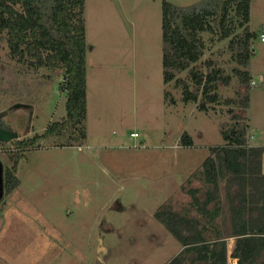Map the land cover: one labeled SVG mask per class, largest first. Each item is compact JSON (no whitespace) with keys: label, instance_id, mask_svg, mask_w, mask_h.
<instances>
[{"label":"rangeland","instance_id":"374dc122","mask_svg":"<svg viewBox=\"0 0 264 264\" xmlns=\"http://www.w3.org/2000/svg\"><path fill=\"white\" fill-rule=\"evenodd\" d=\"M164 1L189 7L202 0H86L87 138L70 143L52 137L21 161L20 187L0 200V264H167L178 254L180 243L154 214L166 204L184 211L190 198L183 187L189 180L201 186L193 174L211 148L224 145L222 125H231L234 113H244L227 103L242 89L230 39L218 34L202 35L201 63L213 61L231 77L228 86L220 85L214 110L204 114L195 103L182 102L173 84L165 85ZM263 23L264 0H253L250 27L258 37ZM252 50L256 85L245 113L250 145L264 139L260 39ZM23 67L3 45L0 115L16 104L32 107L7 115L19 139L0 146L3 169L13 166L16 141L44 135L67 115L62 72ZM166 90L177 105L166 103ZM184 134L193 147H182Z\"/></svg>","mask_w":264,"mask_h":264},{"label":"trees","instance_id":"16d2710c","mask_svg":"<svg viewBox=\"0 0 264 264\" xmlns=\"http://www.w3.org/2000/svg\"><path fill=\"white\" fill-rule=\"evenodd\" d=\"M85 5L86 0H0V49L6 46L8 57L30 71L60 70V89L67 99L65 119L51 123L44 135L14 143L13 166L2 170L4 195L20 187L19 164L42 141L64 136L70 143H81L87 138L83 128L87 114ZM250 9L251 0H202L189 7L163 3L165 85L173 84L181 91L182 102L195 103L204 114L214 110L220 104V85L228 86L231 77L213 61L201 63L202 35L218 34L220 40L230 39L229 50L239 67L234 72L242 89L237 99L227 103L244 113H234L233 123L222 125L224 145L211 148L202 169L193 174L201 186L195 188L189 180L183 187L190 198L184 211L166 204L154 214L184 248L169 264H228L230 238L236 239L231 258L237 264H264V148L249 144L245 116L250 103L252 47L258 38L250 28ZM165 97L166 103L177 105L170 91H165ZM181 144L191 148L193 140L184 134ZM201 220L209 224L221 220L229 228L214 227L211 234Z\"/></svg>","mask_w":264,"mask_h":264},{"label":"crops","instance_id":"0c3cea01","mask_svg":"<svg viewBox=\"0 0 264 264\" xmlns=\"http://www.w3.org/2000/svg\"><path fill=\"white\" fill-rule=\"evenodd\" d=\"M86 6V5H85ZM263 11V10H262ZM252 15H253V0H251V9H250V17H251V22L252 23ZM251 28V27H250ZM85 30H86V43H87V46H88V29L86 27V23H85ZM252 30V29H251ZM262 37H264V23H263V29H262V32L259 33V37L258 39H260V41L262 42V44H264V41L262 40ZM88 53L86 52V61H87V58H88ZM255 56V54H254ZM252 59L251 58V61H250V67H249V70H250V73H251V76H252V83H251V88H252V84H254V86L256 85L255 82H254V78H253V73H252ZM263 75V74H262ZM262 80L264 81V76H262ZM28 106V105H27ZM29 108V111L32 110V107L28 106ZM5 127L7 129H14L12 126H8L7 124L5 125ZM251 146L252 147H261V148H264V139L259 143V144H253L251 143ZM263 174H264V155H263ZM194 215L197 217L198 215L196 213H194ZM199 217V216H198ZM202 222V225L201 226H206L210 233L212 234V231L214 229V227L216 228H220L221 230L225 229L227 230L229 228V225H227L225 222H221V220H218L216 223H207L206 221L204 220H201ZM172 236V235H171ZM235 242H236V239L234 238H230L229 240H227V245H228V264H234L232 258H231V254H232V251H233V248L235 247ZM184 250V248L180 245V249L178 251V254H176L175 257H177L178 255H180V253ZM174 257V258H175ZM171 262V261H170ZM170 262H168L167 264H169ZM45 264H51V262L49 263H45ZM237 264V260H236V263Z\"/></svg>","mask_w":264,"mask_h":264},{"label":"water","instance_id":"95a60500","mask_svg":"<svg viewBox=\"0 0 264 264\" xmlns=\"http://www.w3.org/2000/svg\"><path fill=\"white\" fill-rule=\"evenodd\" d=\"M138 2H139V0H138ZM26 109H29V107L27 105L16 104L12 108H10V109L6 110L5 112H3L0 115V118L8 115L9 113H11L13 111L26 110ZM18 139H19V136L15 132V129H7L6 127L3 128V126L0 124V143L8 144V143H10L12 141H15V140H18ZM1 166L2 165L0 164V167ZM0 183H1V188H0V200H1L3 198V195H4V188H3V179H2V177H0Z\"/></svg>","mask_w":264,"mask_h":264},{"label":"flooded vegetation","instance_id":"af4514ba","mask_svg":"<svg viewBox=\"0 0 264 264\" xmlns=\"http://www.w3.org/2000/svg\"><path fill=\"white\" fill-rule=\"evenodd\" d=\"M27 111L29 110V109H26ZM5 119H6V121H5ZM10 122L8 121V116L6 115V116H4V117H1L0 118V124L3 126V128L5 127V125L7 124L8 126H12L11 124H9ZM3 167L1 166L0 167V177H2V179H3ZM0 188H1V183H0ZM3 188H4V185H3Z\"/></svg>","mask_w":264,"mask_h":264},{"label":"built area","instance_id":"2783aa9c","mask_svg":"<svg viewBox=\"0 0 264 264\" xmlns=\"http://www.w3.org/2000/svg\"><path fill=\"white\" fill-rule=\"evenodd\" d=\"M262 40L264 41V37H262ZM252 86H254V84H252ZM132 138H139V135L138 134H132L131 135ZM234 264L236 263V260H233Z\"/></svg>","mask_w":264,"mask_h":264}]
</instances>
